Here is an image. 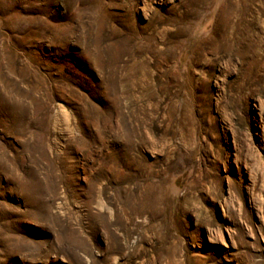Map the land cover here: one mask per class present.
Instances as JSON below:
<instances>
[{
  "label": "rangeland",
  "instance_id": "374dc122",
  "mask_svg": "<svg viewBox=\"0 0 264 264\" xmlns=\"http://www.w3.org/2000/svg\"><path fill=\"white\" fill-rule=\"evenodd\" d=\"M260 1L0 0V264H264Z\"/></svg>",
  "mask_w": 264,
  "mask_h": 264
},
{
  "label": "bare ground",
  "instance_id": "6f19581e",
  "mask_svg": "<svg viewBox=\"0 0 264 264\" xmlns=\"http://www.w3.org/2000/svg\"><path fill=\"white\" fill-rule=\"evenodd\" d=\"M262 1H260V3ZM261 10L263 11V12L262 11L261 12L264 14V7L261 8ZM227 19H229V18H227ZM235 19H236L235 22L239 24L238 30L236 29V31H239V33L245 31L250 25L249 22H248V18L240 16V17H237ZM229 20H231V19H229ZM234 29H235V26L232 28V30H234ZM223 30L225 31V29H223ZM229 34H232V33L230 32ZM228 40L230 41V39H228ZM231 40L233 41V43L235 45H237V46L234 45L233 49L234 48L240 49L241 47L239 45L240 44H245L243 50H240V53H239V56L241 57V59L250 58V59H252L254 61H257L258 53L261 52V51H259V48H260L261 43H262V41L260 39H258L257 37H256V39H248V37H245L243 35H237L235 37V39L232 38Z\"/></svg>",
  "mask_w": 264,
  "mask_h": 264
}]
</instances>
